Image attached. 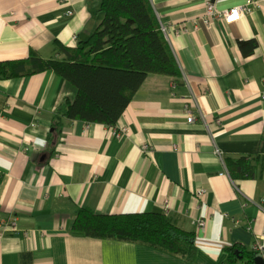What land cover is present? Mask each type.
Listing matches in <instances>:
<instances>
[{"label":"crops","instance_id":"crops-1","mask_svg":"<svg viewBox=\"0 0 264 264\" xmlns=\"http://www.w3.org/2000/svg\"><path fill=\"white\" fill-rule=\"evenodd\" d=\"M210 1L219 11L257 6L233 25L205 23ZM150 2L180 75L148 76L114 129L64 120L57 133L55 115L77 90L53 72L0 81V264H230V247L252 253L261 241L264 0ZM100 3L0 0V62L64 59L58 45L76 48L93 34ZM250 40L257 48L246 56L239 42ZM241 158L253 177L229 170ZM81 210L165 214L195 234L196 253L89 238L73 229Z\"/></svg>","mask_w":264,"mask_h":264},{"label":"trees","instance_id":"trees-1","mask_svg":"<svg viewBox=\"0 0 264 264\" xmlns=\"http://www.w3.org/2000/svg\"><path fill=\"white\" fill-rule=\"evenodd\" d=\"M100 12L102 22L87 40L76 48L58 45L65 54L62 60L30 55L0 62V81L53 72L77 90L75 100L65 99L55 115L57 133L64 120L115 126L148 76L180 75L150 0H101ZM239 47L250 56L257 42L240 41ZM229 170L253 177L247 158L232 162ZM73 229L89 238L139 243L188 260L196 253L195 234L179 228L165 214L110 216L81 210ZM237 248L228 249L230 264H237L239 258L254 264L257 254Z\"/></svg>","mask_w":264,"mask_h":264},{"label":"built area","instance_id":"built-area-1","mask_svg":"<svg viewBox=\"0 0 264 264\" xmlns=\"http://www.w3.org/2000/svg\"><path fill=\"white\" fill-rule=\"evenodd\" d=\"M253 6L256 7L257 2H255V3L253 2V4L251 3L250 5L235 6V7L228 9V10H225V11H219L216 8L215 4L210 1L207 4L206 17H205L206 22L205 23L212 22L213 20H216V19H223L225 24L233 25V24L241 21L245 16L250 15L252 13ZM67 15L72 16L73 12L71 10H69L67 12ZM161 29H162V32L164 33V35H167V33H168L167 28L162 26ZM182 32H183V30L174 29V33L177 35L182 34ZM186 112L188 115L187 122L188 123H194L196 120V117L193 113V110L191 108H187ZM117 131H119V132H117ZM117 131L115 132L117 137H121L128 132V129L125 127H122ZM149 150H150V146H144L143 147L144 152H148ZM216 153L219 156H221V152L218 149L216 150ZM205 194H206L205 190H200L199 192H197V197L202 199L205 196ZM168 209H169V206H166L165 212H168ZM262 210L264 212V203L262 205ZM197 223H198V226H204V220H199ZM254 253L261 255L264 259V230H263V234L261 237V241L254 246Z\"/></svg>","mask_w":264,"mask_h":264},{"label":"water","instance_id":"water-1","mask_svg":"<svg viewBox=\"0 0 264 264\" xmlns=\"http://www.w3.org/2000/svg\"><path fill=\"white\" fill-rule=\"evenodd\" d=\"M254 264H264V259L262 256L258 255L254 259Z\"/></svg>","mask_w":264,"mask_h":264},{"label":"bare ground","instance_id":"bare-ground-1","mask_svg":"<svg viewBox=\"0 0 264 264\" xmlns=\"http://www.w3.org/2000/svg\"><path fill=\"white\" fill-rule=\"evenodd\" d=\"M223 11H225V10H223ZM221 20V19H220ZM165 27V26H164ZM166 28V27H165ZM162 30V29H161ZM168 30V29H167ZM164 34V33H163ZM113 127V126H112ZM116 127V126H115ZM115 127H113V128H115ZM254 252V251H253ZM256 254V253H255ZM257 256H258V254H257ZM261 256V255H260Z\"/></svg>","mask_w":264,"mask_h":264}]
</instances>
